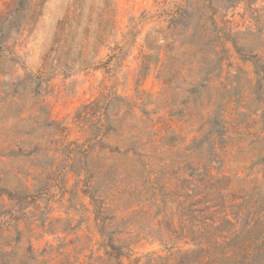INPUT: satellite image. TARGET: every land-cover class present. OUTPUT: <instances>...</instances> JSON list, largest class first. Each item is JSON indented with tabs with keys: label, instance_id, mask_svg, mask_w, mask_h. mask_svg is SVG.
<instances>
[{
	"label": "rangeland",
	"instance_id": "374dc122",
	"mask_svg": "<svg viewBox=\"0 0 264 264\" xmlns=\"http://www.w3.org/2000/svg\"><path fill=\"white\" fill-rule=\"evenodd\" d=\"M39 9L0 55V264H220L264 214V0Z\"/></svg>",
	"mask_w": 264,
	"mask_h": 264
},
{
	"label": "trees",
	"instance_id": "16d2710c",
	"mask_svg": "<svg viewBox=\"0 0 264 264\" xmlns=\"http://www.w3.org/2000/svg\"><path fill=\"white\" fill-rule=\"evenodd\" d=\"M44 0H14L12 5L15 7L8 13L0 16V55L6 52L11 54L9 46L6 44L9 35L13 31H19L25 25L34 22L40 15V7ZM29 5L24 11L23 4ZM7 22V26L5 23ZM260 83V78H258ZM261 85L259 84V87ZM257 214H260L258 212ZM230 223L229 220H226ZM231 226L234 232L230 235H215L211 233L207 237L210 247L221 254L220 264H264V214L259 215L253 224L244 221L239 227L236 223ZM195 241L197 239H194ZM202 243L198 241L197 246ZM111 252L109 256L116 264H122L121 258L124 256L122 247L110 243ZM216 263V261H212Z\"/></svg>",
	"mask_w": 264,
	"mask_h": 264
}]
</instances>
